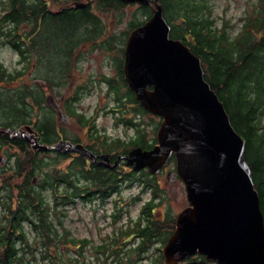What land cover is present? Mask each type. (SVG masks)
<instances>
[{"label":"flooded vegetation","instance_id":"af4514ba","mask_svg":"<svg viewBox=\"0 0 264 264\" xmlns=\"http://www.w3.org/2000/svg\"><path fill=\"white\" fill-rule=\"evenodd\" d=\"M75 2L87 3V5L77 8L74 6ZM95 3H97L96 7L100 8L97 12L91 10ZM118 3L121 4L118 7L120 9L114 6ZM130 4L136 5L137 10L132 12L126 22L125 30L108 32L104 18L115 13L111 10H119L116 23L122 24L124 22L122 8ZM130 4L121 0L65 2L55 10L49 8L48 12L58 14L64 9L89 8L87 13L98 19L100 27L96 30L91 27L69 28L68 31L66 30V35L63 33L64 37L60 41L59 33L51 30L48 23L40 16L35 28H29L28 22L21 25L24 40H22L24 44L22 53L9 45L18 57L19 77L29 74L30 68L32 72L33 67L36 69L39 77L35 88L38 102L35 104L37 110L35 123L30 117L31 121L24 119L25 121L17 122L13 127L10 116H3V122H0V139L6 142L2 144L0 140V174L3 170L10 171L7 152L11 146L10 137L4 136L6 134L9 136L11 130L29 126L40 143L66 142L65 151L60 149L35 152L37 157L48 153L53 156L51 185L48 184L49 179L46 180L44 177L47 171L43 167L36 169L40 172L35 171L29 182L31 190L41 195L46 205L56 210L53 216L59 228L61 210L76 207L77 204L89 206L93 210L106 209V205L109 204L111 210L105 214V217L108 215L110 223L118 224L125 213V204L121 196L124 190L131 195L128 204L140 200L143 194L148 193L149 198L142 201L141 205L150 202V212L153 216L157 214L156 207L162 203L163 194L160 192H163L167 186L170 197L175 202L181 203L186 200V196L184 200L182 194L183 192L185 194L183 182L174 174L176 165L173 156L157 173H151L147 167L134 169L133 164L127 163L126 156L133 149L149 151L157 144V130L161 122L160 116L145 110L140 105L125 78L123 68L128 35L149 19L155 8L152 1L146 5ZM142 5L150 11L149 16H141L139 8ZM66 18L71 19L70 16ZM141 21L142 23L139 24ZM24 33L28 36H24ZM22 89L27 93L31 87L24 84ZM149 89L152 87L149 86ZM18 93L20 94L21 90L16 95ZM26 97L31 96L25 95ZM91 97L95 98L96 102L84 106V100ZM6 105L7 102L4 100V106ZM59 112L63 114V119L60 118ZM69 144L81 146L87 153L67 150ZM44 164L46 162L42 161V165ZM162 173H165L164 180H156L157 175ZM108 181H110L109 186ZM21 190L23 191L24 188ZM45 191H49L50 201L47 200ZM188 205L186 200L174 219H166V212L164 214L161 212V218L155 216V219H147L144 217V211L139 210L136 219L128 225L124 223L118 227L115 225L114 233L101 237L100 242L92 248L93 243L89 238L71 236L68 231L70 242L67 251L68 254H73V256L68 255L69 264H86L87 249L93 253L95 258L93 264H101L102 260L114 264L117 260L124 261L129 248L133 249L132 264H151L155 258H160L161 264H165L163 246L175 229L177 214ZM152 222L162 223V229L156 231L153 226L150 230ZM147 223L148 232H153L150 241L140 252L138 248L142 237L139 229L142 227L147 230ZM130 228V234L123 236L122 231L129 232ZM62 233L64 232L59 230V235ZM124 243L129 245L124 247ZM64 250L65 247L62 246L61 251ZM177 264L220 263L207 260L203 255L194 254Z\"/></svg>","mask_w":264,"mask_h":264},{"label":"water","instance_id":"95a60500","mask_svg":"<svg viewBox=\"0 0 264 264\" xmlns=\"http://www.w3.org/2000/svg\"><path fill=\"white\" fill-rule=\"evenodd\" d=\"M121 1L154 4L149 19L128 35L123 69L140 105L161 117L157 144L149 151L133 149L127 163L157 173L173 156L174 174L181 178L189 204L177 214L163 246L165 264L194 254L220 264H264V217L243 155V137L205 80L200 58L169 36L159 0ZM9 134L35 151H65L66 142L40 143L29 126ZM67 150L87 153L78 145L69 144Z\"/></svg>","mask_w":264,"mask_h":264},{"label":"trees","instance_id":"16d2710c","mask_svg":"<svg viewBox=\"0 0 264 264\" xmlns=\"http://www.w3.org/2000/svg\"><path fill=\"white\" fill-rule=\"evenodd\" d=\"M0 1V41L20 53L24 46L21 25L28 22L29 28H35L40 16L51 30L59 33L60 41L69 28L91 27L96 30L100 27L98 19L87 13L89 8L64 9L58 14L48 12L49 5L58 6L59 0ZM159 1L163 5V16L170 25V37L180 39L200 58L205 80L223 102L232 126L245 141L243 155L250 167L264 217V0H252V11L248 12L241 29L232 37L226 32V24L213 27L207 0ZM120 5L114 6L118 8ZM139 11L141 16L150 15L143 5ZM69 16L71 19L66 18ZM27 33L24 36H28ZM19 75L18 70L6 71L0 64V81L13 82ZM22 90L12 101L11 107L17 110L11 108L16 115L10 114L11 124L25 119V95L38 102L33 88L27 93ZM2 107L5 106L0 91V109ZM0 140L2 144L6 142ZM9 141L21 153L15 154L14 164L8 168L10 171L3 170L0 174V264H69V259L63 257L66 252L61 251L62 246L67 250L70 242L68 231L64 229V233L59 235V227L52 218L56 210L46 205L43 197L32 191L29 185L44 160L37 157V151L25 141L11 137ZM44 177L51 185L52 171H47ZM149 205L147 202L139 210L144 211L145 218L155 219ZM148 225L147 230L139 229L142 237L140 252L151 239L153 231L148 232ZM153 226L156 231L162 229V223L152 222L150 230ZM25 227L33 233L32 240ZM130 232L131 228L129 232L123 230L122 234L127 236ZM127 245L124 243V247ZM132 250H127L124 261L117 260L114 264H132ZM101 264L110 262L102 260ZM151 264H161V259L155 258Z\"/></svg>","mask_w":264,"mask_h":264},{"label":"rangeland","instance_id":"374dc122","mask_svg":"<svg viewBox=\"0 0 264 264\" xmlns=\"http://www.w3.org/2000/svg\"><path fill=\"white\" fill-rule=\"evenodd\" d=\"M69 1L73 0H59L58 6L63 5L65 2L68 3ZM208 4L211 9V19L213 27L219 28L222 27V25L226 24V32L232 37L235 36L239 30L241 29L242 23L244 22V18L248 15V12L252 11L251 5H252V0H207ZM95 3L91 10L97 12L98 8L96 7ZM58 6H52L51 9L55 10ZM2 7V3L0 1V10ZM120 9V8H118ZM124 12V22L121 23H116L117 22V17L119 16L117 11L119 10H111V12H115L112 15H107L106 18H104L105 25L108 27V32L109 31H120V30H125L126 28V22L130 18L131 14L133 11H136V5H127L124 6L123 8ZM18 57L16 53L10 48L9 45H6L5 43L0 41V64L1 68H4L6 71H15L20 68L18 65ZM32 67V66H31ZM31 72L29 74H26L23 77H16V80L14 82H11L8 80V82L0 81V91L2 93V98L7 102V105L5 107H2L0 109V122H3V116H10V121L12 120V117L10 114L15 115L14 112L11 111V105L12 101L15 100L17 92H20L22 89V86L24 84H28V87L33 88L34 92H37L35 88H37L38 85V75L36 74V69L33 67V72L32 68H30ZM36 96V94H35ZM25 104L24 109V118L26 120H30V117L32 118V122H36V116H37V110L35 107V100L32 99V97L25 98ZM9 102V104H8ZM96 100L95 98L91 97L86 100H84L83 105L88 106L93 105ZM14 103V102H13ZM25 105L27 107H25ZM13 111L17 110L15 108H12ZM264 111V108H263ZM47 113V112H45ZM16 116V115H15ZM264 118V117H263ZM14 120V119H13ZM31 121V120H30ZM13 125H16L17 123H12ZM8 152V158H9V164L10 166L14 164V157L15 154H20L21 151L15 147V146H10L7 149ZM41 158H45L44 161L46 164H44L42 167L46 171H52V159L53 156L52 154H44L43 156H39ZM40 158V159H41ZM37 172H40L39 170ZM165 173H162L161 175H157L156 180L163 181L164 180ZM123 202H124V214L123 217L121 218L120 222L118 224H112L110 223V218L105 217V214H107L111 208L110 205H106V209L98 208L96 210L91 209L89 206L86 205H79L77 204L76 207H68L64 210H61V226L58 228V230L63 231L66 229L69 231L71 236H76L78 238L86 237L89 238V240L92 241L91 248L96 245V243H99L100 240L105 237L106 235H111L114 233V229L116 228L115 225L120 226L121 223H124V225H128L129 222H132L133 219L137 218V215L139 214V208L141 206V202L145 201L146 199L149 198V194L145 193L141 196L140 200H137L135 202H131L128 204V201L130 202L131 198H129L131 195L127 190L123 191ZM134 192V191H133ZM45 196L47 197V200L50 201L51 195L49 194V191H45ZM163 194L161 197L162 203H160L157 207L155 212V216H159L161 218L162 213L163 214L166 212L167 218L168 219H174L176 213L185 205V194H183V199L185 200L184 202H175L171 197L168 192V186L164 188L163 192H160ZM158 212L160 215H158ZM2 215V211L0 209V216ZM52 218L54 223H57L55 220L53 213H52ZM25 229L29 232V238L32 240V237L34 236L33 233L28 229V227H25ZM102 237V238H101ZM87 249L86 253V264H93L95 261V258L93 257V253H90ZM63 257L64 259H69V256H73V254H68L67 250H64ZM142 262V261H141ZM33 264V263H30Z\"/></svg>","mask_w":264,"mask_h":264}]
</instances>
